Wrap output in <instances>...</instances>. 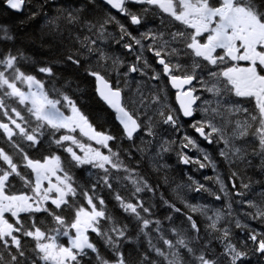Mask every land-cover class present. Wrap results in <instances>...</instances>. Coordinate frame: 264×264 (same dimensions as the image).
<instances>
[{"label":"snow or ice","instance_id":"1","mask_svg":"<svg viewBox=\"0 0 264 264\" xmlns=\"http://www.w3.org/2000/svg\"><path fill=\"white\" fill-rule=\"evenodd\" d=\"M29 2L0 0V4L16 12L22 11ZM53 4L54 0H38L37 10L29 19L44 15L48 27L46 35L61 44L66 38L78 45L75 49H67L66 60L77 67L87 64L85 72L95 78L98 95L114 110L123 131L119 137L98 131L67 94L55 87L49 91L44 81L21 69L19 62L30 58L20 50L16 54L11 50L0 54V138L13 149L9 153L0 147V264H245L250 255L257 257V264H264V232H257L236 219V228L246 230L247 239L234 242L229 228L218 227L226 216L233 215V203L252 209L242 211V215L264 224V190L259 193L258 201L245 199L247 192L238 189L235 183L239 173L233 171L230 179L234 196L239 197L237 200L231 199L233 194L229 193L224 181L219 176L215 178L220 193L229 197L222 208L192 204L181 197L187 209L184 212L161 195L163 205L171 209L165 219L171 225L168 231L176 237L173 242L165 235L162 221L150 218L155 205L145 206V201L137 197L145 191L155 194L156 189L135 169L129 168L111 144L127 139L133 142L131 148L136 152L146 153L154 145L160 124L178 133L183 128L182 118H191L198 111L201 119L195 120L190 127L209 145H215L225 162L230 166L242 162L245 167H252L249 156L259 158L258 168L264 173V0H104L110 9L137 26L138 36L110 10L103 16L89 18L85 13L90 6L96 5V0H81L76 7L58 6L56 14L48 16L46 8ZM149 17H158L161 25L166 17L170 20L168 26L161 29L148 27ZM175 24L179 27L170 30ZM110 25H115L118 33L109 31ZM141 27L145 30L140 31ZM0 32V41L15 39L7 25H0ZM145 41L150 42L146 44ZM113 44L135 54V61L128 64L124 72L120 71L125 67L124 60L108 51ZM145 52L152 53L162 71L149 63ZM38 71L49 77L54 75L51 66L39 67ZM112 71L116 73L115 83L108 79ZM133 73L147 77L148 82L167 77L171 87L177 90L179 108L162 103V89L158 87L150 103L140 87L133 96L125 98L120 83L123 79L127 86ZM194 81L199 83V89L193 86ZM198 91L209 94L210 98L197 95ZM8 101H15L19 107ZM155 105L159 107H153ZM65 108L69 114L65 113ZM142 115L144 120H141ZM141 131L154 139L141 137L140 145H136L135 137ZM45 139L49 154L33 158L29 150H38ZM242 140L245 143H237ZM177 143L181 163L216 170L212 155L187 134L179 142L162 140L156 156L162 158V154L172 151V145ZM52 145L68 154V167L52 150ZM131 148L125 150L130 158ZM186 148L196 150L199 157L188 156L183 151ZM85 166L100 171L88 172L94 182L79 184L72 169ZM113 169L118 173L123 171V178L113 177ZM13 177H18L27 191L14 190ZM113 179L117 183L124 180L131 183L135 202L113 189ZM189 180L191 184L186 186L189 191L207 192L218 201L222 199L205 184L191 176ZM258 183L264 184V181ZM181 187L185 186L178 185L177 189ZM241 187L249 190L251 184L241 180ZM105 188L115 193L119 207L135 220L136 239L143 237L147 241V249L137 250L135 260L124 251V245L132 242L129 226L121 224L109 212L100 195ZM65 209L72 210L70 220L63 215ZM37 213L50 216L52 226L39 227ZM194 213L207 221V239L201 235ZM21 214H27L31 223ZM173 214L184 216L187 226H175ZM92 233L103 241L111 259L102 254ZM25 237L31 238L34 245L22 244ZM61 238H66V244ZM154 239L162 241L167 250L153 243ZM213 239L221 245L219 253L212 247Z\"/></svg>","mask_w":264,"mask_h":264},{"label":"trees","instance_id":"2","mask_svg":"<svg viewBox=\"0 0 264 264\" xmlns=\"http://www.w3.org/2000/svg\"><path fill=\"white\" fill-rule=\"evenodd\" d=\"M37 3L38 0H30L29 3L23 6V10L20 12H14L8 9L3 4H0V25H7L10 33L15 36V39L12 41H0V54L6 53L9 50H11L13 54H16L17 50L23 52L24 55L30 58L28 61L19 62V66L25 73L32 74L36 76L37 79L44 81L49 91H51V89L55 87L57 89H60L63 93L67 94L76 103L77 107L89 119V121L98 131L109 132L110 134L117 137L121 136L122 130L116 123L113 114L99 100L95 93L94 77L87 75V73L85 72L87 64L83 63L82 66L77 67L76 65L66 60L67 49L69 47L75 49L76 47H78V45L70 42L66 38L64 40V44H61L57 40H54L51 36L46 35V33L48 32V27L46 26V18L44 15L41 14L38 15L35 19H29L30 14L37 10ZM80 3L81 0H54V4L48 6L46 8V11L48 13V16H53L56 14V9L58 6L76 7L79 6ZM108 10H110L114 15H117L118 18L129 27V30L133 32L132 30L134 29V26L130 24L127 18L121 16L119 13L113 12L112 9H110L100 0H96V5L90 6L85 14L89 18H93L94 16H103L104 12ZM158 23H160V20L158 21ZM148 27H154L153 17H149ZM109 31L118 33V29L115 25H110ZM0 35H2V32H0ZM64 35L65 37H67V33H65ZM108 51L110 55L120 56L121 59L124 60L125 67H122L120 69L121 72L126 71L127 65L131 64L134 60L133 55L129 54L127 50H125L122 46L113 44L108 49ZM145 53L147 54L148 52ZM147 55L150 58L149 53ZM108 64L109 67H111V61H109ZM43 66H51L54 75L49 77L44 73H40L38 71V68ZM114 74H116L115 71L108 73V79L112 80V76ZM147 102L150 103V99H147ZM8 103L19 107V105L15 104V101H8ZM63 110L65 111V113L68 112L66 108ZM156 131L157 137L155 139L153 137L145 136L143 131L136 135L134 141L136 145H140L141 137H144L145 140L154 139V145L149 148L148 152L143 154L136 152L134 148H131L133 142L127 139L111 142V144L114 151H119L120 158L124 161V163L128 165L129 168L135 169L140 174V176L144 177L156 189L155 194L145 191L143 193H138L137 197L145 201V206H148L150 204L155 205V207H153L152 209L153 216L150 218L160 219L165 228V235L169 239H172L173 242H175L176 237L172 236V234L168 231V228L171 225L169 221L165 219V217L169 213H171V209L163 205V202L160 199L161 195H163L165 199L175 203L177 207L182 209V211L187 212V209L181 202V197L184 200H187L189 203L195 204L197 201L195 196H199V193H201L196 191H189L188 187H186L187 185L191 184L189 176H191L194 180L199 181L201 184H203V182L200 179V175H205L206 177L213 178L214 181H211L212 184L210 185V189L213 190V192H218V194H220V191L217 190L220 188V186L216 183L215 180V174L218 170H226V176H230L233 171H237L239 173V176L235 179V183L236 185H239L237 180L240 176L244 177L243 179H247L248 177H252V179H254L253 175L257 174L259 168L254 162H252L253 171L248 173L244 170V163L237 162L230 166L223 160V158L219 156L218 153L216 154V152L214 151H211L209 153L216 161L217 167L215 171H213L211 167L199 169L198 165L190 166L189 168V165H187L186 168L178 159L177 154L180 151L179 143L172 145L173 150L167 153H163L162 158L156 156V152L158 150L160 142L164 139H172L179 142V140L183 137L182 130L178 133H174L171 132L169 128L162 127L160 124L157 127ZM0 147H4L9 153L13 152V149L2 138H0ZM51 148L65 160V167H68L67 160L70 159L68 154L66 152H63L62 149H56L54 145H52ZM130 148L133 153L131 158L128 156L127 151H125L129 150ZM29 151L31 156L37 159L42 158L44 155H48L49 144L47 139H45L44 142L39 146L38 150L32 149ZM102 151L107 154L106 149H103ZM183 151L186 152L185 149H183ZM195 157L197 158L198 156L195 155ZM162 165H167V167H162ZM255 166L257 168H254ZM89 171L98 172L100 170L91 169L90 166H85L84 168L79 169H72V173L77 183L79 184H86L89 180H92V182H94L93 178L88 175ZM112 172L113 177L119 175L121 178H123V176L125 175L123 171L118 173L115 169H113ZM11 179L13 185L15 186L14 190L27 191V189L23 187V182L18 177H13ZM112 183L113 189L118 190L119 193L126 199L135 202V198L132 197L134 188L130 182L124 180L123 183H117L115 179H113ZM232 183L233 181L229 182L227 177L225 185L228 189L234 190L232 189ZM178 185H184L185 187L177 189ZM213 185L214 189L212 188ZM88 187H90V184H88ZM201 194L206 197L205 193ZM100 195L105 199L109 212L113 214L121 224H128V232L129 236L132 238V242L124 245V251L127 255H130L131 259L135 260L138 255L137 250L142 252L147 249L146 239L143 237L136 239V233L138 231L136 222L131 216L124 213L123 210L119 207L117 201L114 199V192L105 188L100 192ZM210 198L212 201L211 207L213 208H217L218 203H221L222 206L228 203V201L222 203V199L218 201L214 198V196L211 195ZM80 200L81 202H83V197H80ZM242 211L245 210L241 209L239 211L238 209H236L238 215H242ZM246 211H249V209ZM72 214V210L69 209H65V212L63 213V215H65L69 220L72 218ZM21 215L26 222L31 223L27 214ZM192 215L200 225L201 235L205 239H207L208 237L205 232L207 221L198 213H194ZM173 216L175 226L180 228L187 226V222L184 216L180 214H173ZM36 221L38 226L42 229H46L49 226H52V218L46 213H37ZM182 221L184 222V224L181 223ZM220 224L219 226H221ZM230 227L236 228V224H231ZM155 235L156 233H153V236ZM91 237L100 248L102 254L111 259L112 255L104 247L103 241L96 237L94 233L91 234ZM61 242L66 244V238H61ZM153 243H156L159 247L167 250L162 241H157L154 239ZM22 244L34 245V242L31 241V238L25 237L22 240ZM195 246L199 248L201 245ZM212 247L216 249V253L222 251L221 246L215 239H213L212 241ZM181 251L183 252V249H181ZM152 255L153 257L155 256L154 253ZM248 263V261L245 262V264Z\"/></svg>","mask_w":264,"mask_h":264},{"label":"rangeland","instance_id":"3","mask_svg":"<svg viewBox=\"0 0 264 264\" xmlns=\"http://www.w3.org/2000/svg\"><path fill=\"white\" fill-rule=\"evenodd\" d=\"M132 31H133V33H135L133 35H136V33H138L137 26H134V29ZM141 31H143V30H141ZM137 35H139V34H137ZM149 42L150 41H145L146 44L149 43ZM129 82L132 84V89H135V91L129 92L128 88L126 87V91H127L126 97L133 96L136 93L137 87H140L141 89H143L144 88L143 85L146 84L145 81L142 82L140 79H136V81H129ZM23 87H26V86H23ZM145 87H146V90L147 89H151L152 91H154V87H151L148 84H146ZM208 95L209 94H207V97H208ZM150 102H151V100H150ZM67 114H69V113H67ZM162 132H164V131H162ZM246 139H248V138H246ZM91 143H93V146H96L94 144V142H91ZM243 143H245V141L242 140V144ZM220 147H223V145L221 144ZM74 150H76L78 154H82V153H80V150L79 149H74ZM188 150H190V149H188ZM217 150H218V148H217ZM187 155L190 156V157H192V158H196L195 157V153H192V154H189L188 153ZM190 166H188V168ZM252 167H250V168L249 167H244V170L249 173V172L253 171ZM254 168H257V167L255 166ZM225 171H222V169L221 170H218L216 172L215 176L216 177L219 176V178L221 180H223L224 183L226 184V178L227 177H228V181L229 182H232L233 180L230 179L231 175L230 176H226V174H225L226 172ZM199 175H200V173H199ZM257 175H259V174L253 175L254 179H252V177H248L247 179H243L244 177H242V176H240L238 178L237 182L239 183V185L237 184V186H238L237 188L240 189L241 191H246L247 192V195L245 196V199H253V200H257V201L259 200V193L262 190H264V184L258 183L259 181H263V180H260L259 178H257L256 177ZM249 176H251V175H249ZM205 178H206L205 175H200V179L203 182V184H205L208 188H210L211 181H214V179L213 178L212 179H205ZM241 180H243V183H245V184H249L250 183L251 184V188L249 190L243 189L241 187ZM184 185H185V183H184ZM45 186H47V183L46 182H45ZM212 188L214 189V185L212 186ZM217 190H219V189H217ZM228 191H229V193H232L233 194L232 197H231V199H233V200L239 199V197H235L234 196L235 190L228 189ZM201 193H205L206 197H204ZM201 193H199V196L198 195L195 196L196 197V200H197L195 204L201 203V204H207V205L212 206V203H211L212 201H211L210 195L207 192H201ZM220 195H222V203H225L226 201L229 200V197H225L223 193H220ZM224 206H222L221 203H218L217 208H222ZM239 206H240L239 204L233 203V215L231 217L226 216L225 219L221 221V223H222L221 226L218 225L220 228L227 227V228H229L231 230V232L233 233V241L234 242H238L239 240L247 239V234H246V231L245 230H242L241 231L238 228H230V225L231 224H235L236 219H241V222L242 223L248 224L252 229L254 228L257 232H264V224L260 223L258 220L248 219L247 217H245L243 215H238L237 214V212H236L235 209H239ZM249 211H252V209L251 210L249 209ZM209 215H211V213H209ZM245 236H246V238H245ZM248 246H249V248L252 247L251 241L248 242ZM256 261H257V257L255 255H250V258L248 260V262H249L248 264H256Z\"/></svg>","mask_w":264,"mask_h":264},{"label":"flooded vegetation","instance_id":"4","mask_svg":"<svg viewBox=\"0 0 264 264\" xmlns=\"http://www.w3.org/2000/svg\"><path fill=\"white\" fill-rule=\"evenodd\" d=\"M159 21V18H154V27H156V23ZM172 30H175V27L172 29ZM150 55V59H148L149 63H151L153 65V67H155L158 71H162V68L160 65L156 64L155 63V57L151 54ZM151 74V73H149ZM138 77H140L141 81L144 82V81H147V77H141L140 75H138ZM154 81V91H152V93L155 92V89L158 87L160 89H162L160 95H161V101L162 103L164 104H167L169 105L170 107L172 108H175V109H178L177 108V104H176V89H173L167 79V77H161L160 80H153ZM195 87H197L198 89L200 88V85L198 82H195L194 81V85ZM187 87V86H186ZM197 95H202L204 97H207V93H204V92H201V91H198L196 93ZM209 97V95H208ZM149 98L151 99L152 98V95L149 96ZM210 98V97H209ZM200 102L198 101L197 104H199ZM154 107H159V105H155ZM201 119V113L200 112H196L194 114L193 117L191 118H182V121L185 122V126H186V130L188 131H195L192 127H190V125L195 121V120H199ZM250 139V138H248ZM251 160L252 162H254L257 166L259 165L260 161H259V158H254V157H251ZM257 178H259L260 180H263L264 181V173H261L260 175H257L256 176Z\"/></svg>","mask_w":264,"mask_h":264},{"label":"water","instance_id":"5","mask_svg":"<svg viewBox=\"0 0 264 264\" xmlns=\"http://www.w3.org/2000/svg\"><path fill=\"white\" fill-rule=\"evenodd\" d=\"M101 1H103L104 2V0H101ZM11 10V9H10ZM12 11H14V10H12ZM113 11H115L116 12V10L115 9H113ZM14 12H16V11H14ZM95 86L97 87V84H96V81H95ZM96 93H97V91H96ZM97 96L100 98V96L98 95V93H97ZM101 99V98H100ZM102 100V99H101ZM103 101V100H102ZM104 102V101H103ZM105 103V102H104ZM178 103V102H177ZM106 104V103H105ZM107 105V104H106ZM108 106V105H107ZM178 106H179V104H178ZM109 107V106H108ZM111 111H113L114 112V110H112L111 108H109ZM115 117H116V114H115ZM118 122V121H117ZM119 123V122H118Z\"/></svg>","mask_w":264,"mask_h":264},{"label":"bare ground","instance_id":"6","mask_svg":"<svg viewBox=\"0 0 264 264\" xmlns=\"http://www.w3.org/2000/svg\"><path fill=\"white\" fill-rule=\"evenodd\" d=\"M125 70V69H124ZM190 166V165H189ZM186 167V166H185ZM250 168V167H249ZM191 173V172H189ZM193 173V172H192ZM212 184V183H211ZM213 191V190H212ZM216 191V190H215ZM218 193V192H217ZM236 210V209H235ZM237 215V214H236ZM240 215V214H239ZM245 218V217H244ZM241 220V219H240ZM248 220V219H247ZM257 223V222H256ZM228 224V223H227ZM251 224V223H250ZM221 225V224H220ZM254 225V224H253ZM231 228V227H230Z\"/></svg>","mask_w":264,"mask_h":264}]
</instances>
